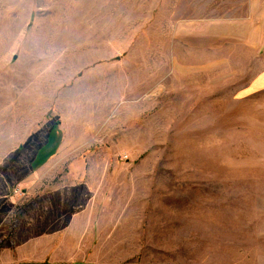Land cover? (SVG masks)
<instances>
[{
    "label": "rangeland",
    "instance_id": "1",
    "mask_svg": "<svg viewBox=\"0 0 264 264\" xmlns=\"http://www.w3.org/2000/svg\"><path fill=\"white\" fill-rule=\"evenodd\" d=\"M238 1L0 0V264H264Z\"/></svg>",
    "mask_w": 264,
    "mask_h": 264
},
{
    "label": "crops",
    "instance_id": "2",
    "mask_svg": "<svg viewBox=\"0 0 264 264\" xmlns=\"http://www.w3.org/2000/svg\"><path fill=\"white\" fill-rule=\"evenodd\" d=\"M243 13L236 19L219 22L222 36L227 41H235L238 47L251 52L258 61L257 74L250 87L253 91H264V0H239ZM225 23V24H224ZM14 264H74L68 261L48 260L46 256L19 259Z\"/></svg>",
    "mask_w": 264,
    "mask_h": 264
}]
</instances>
